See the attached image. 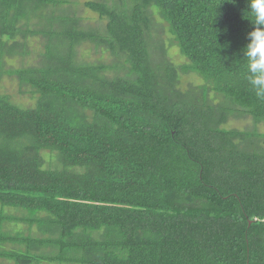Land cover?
Returning a JSON list of instances; mask_svg holds the SVG:
<instances>
[{"label":"trees","instance_id":"1","mask_svg":"<svg viewBox=\"0 0 264 264\" xmlns=\"http://www.w3.org/2000/svg\"><path fill=\"white\" fill-rule=\"evenodd\" d=\"M119 1L85 3L107 21L101 35L56 16L72 0H0V77L35 97L27 108L0 93V264H264V134L226 128L264 125L243 58L248 0ZM151 9L203 86L182 93L176 68L153 65ZM23 34L46 37L45 59L4 72L28 54ZM87 41L128 75L78 64ZM17 224L30 235L4 231Z\"/></svg>","mask_w":264,"mask_h":264},{"label":"rangeland","instance_id":"2","mask_svg":"<svg viewBox=\"0 0 264 264\" xmlns=\"http://www.w3.org/2000/svg\"><path fill=\"white\" fill-rule=\"evenodd\" d=\"M67 1V0H66ZM103 2L112 8L119 11H124V4L119 0H72L73 4L70 6L56 7L54 12L56 16H73L79 21L78 29L83 32L97 31L101 35L106 34L107 21L101 20L99 16L85 7L87 2ZM128 3V2H126ZM64 8V9H63ZM44 17L48 18L50 13L45 10ZM52 13V11H51ZM152 20V28L149 33V52L151 54V62L153 65H169L176 68L179 76L178 89L182 93L190 91L192 88H197L204 85V81L194 73H185L184 71L190 66V62L181 55L178 46L175 43L174 37L171 35L168 25L162 19L161 15L156 9L150 10ZM43 23L40 19H32L28 26L33 30H42ZM49 29L54 30L53 24H49ZM19 29L25 31L26 22H19ZM49 33L52 31L49 30ZM27 36V38H24ZM1 39V37H0ZM17 42L26 46L28 54L26 56L7 57L3 71L20 70L21 68L41 66L46 56L45 45H47L46 37L41 35L32 36L30 34L19 35ZM12 45V44H11ZM76 60L80 65L87 64H102L108 67L106 75L110 78L125 77L128 75V66L122 67V59L114 56L111 52H106L104 48H97L90 42H82L75 47ZM21 91L28 92L27 88L22 89L16 77H10L3 74L0 77V93L10 95L12 101L25 107L34 105V98L31 94H21ZM213 95V94H212ZM214 96V95H213ZM214 103L222 104L223 98L215 97ZM229 130L251 131L257 128L260 133L264 134V125L256 126L251 118L247 117H231L228 125ZM46 167L51 165V159L46 157ZM6 215L21 216L20 213H13L10 210L5 211ZM4 231L21 232L25 236L30 235L28 226L23 224L8 225ZM33 234L37 235L38 232L34 230Z\"/></svg>","mask_w":264,"mask_h":264},{"label":"clouds","instance_id":"3","mask_svg":"<svg viewBox=\"0 0 264 264\" xmlns=\"http://www.w3.org/2000/svg\"><path fill=\"white\" fill-rule=\"evenodd\" d=\"M247 10L253 30L244 49L246 79L256 97L264 100V0H248Z\"/></svg>","mask_w":264,"mask_h":264}]
</instances>
